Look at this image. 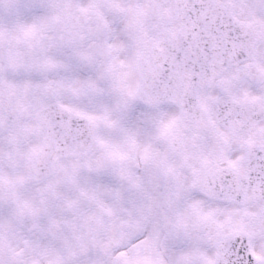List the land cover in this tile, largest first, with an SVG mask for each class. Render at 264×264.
I'll return each mask as SVG.
<instances>
[{"label":"snow or ice","instance_id":"1","mask_svg":"<svg viewBox=\"0 0 264 264\" xmlns=\"http://www.w3.org/2000/svg\"><path fill=\"white\" fill-rule=\"evenodd\" d=\"M0 264H264V0H0Z\"/></svg>","mask_w":264,"mask_h":264}]
</instances>
